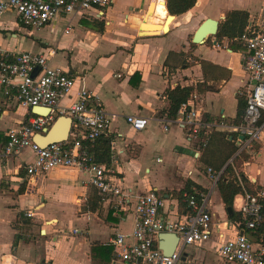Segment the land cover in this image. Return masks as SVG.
I'll return each mask as SVG.
<instances>
[{
    "label": "crops",
    "instance_id": "obj_1",
    "mask_svg": "<svg viewBox=\"0 0 264 264\" xmlns=\"http://www.w3.org/2000/svg\"><path fill=\"white\" fill-rule=\"evenodd\" d=\"M231 12L246 13L243 31L264 30V0H196L168 23L164 0H112L99 18L70 14L38 29L24 25L11 10L0 17V50L10 56L43 54L49 66L74 79L60 109L73 103L81 88L100 99L111 117L110 131L102 138L109 141V160H115L111 166L125 187L133 194L153 191L161 196L160 215L170 221L189 213L179 197H205L214 232L209 240L188 246L180 264H236L216 254L217 233L230 238L239 230L231 215L239 213L245 193L236 194L230 208L224 206L216 182L226 166L240 185L241 175L264 197V142L239 150L237 140L242 139L228 129L241 123L245 107L238 98L246 79L243 47L216 34L203 43L192 42L206 19L217 20L219 28ZM176 87L192 89L190 95L197 96L192 105L205 123L213 125L204 147L199 146L204 131L190 137L176 114L168 117L166 93ZM13 93L5 95L0 86V264H112L111 240L131 233L134 213L102 202L87 175L75 168L31 177L23 166L32 158L22 157L29 149L4 156L6 132L34 115L16 103ZM128 115L145 117L146 127L133 130L125 121ZM94 148L100 155L101 143ZM241 152L249 157L233 163ZM94 197L99 200L93 210ZM244 233L264 249L260 237Z\"/></svg>",
    "mask_w": 264,
    "mask_h": 264
},
{
    "label": "built area",
    "instance_id": "obj_2",
    "mask_svg": "<svg viewBox=\"0 0 264 264\" xmlns=\"http://www.w3.org/2000/svg\"><path fill=\"white\" fill-rule=\"evenodd\" d=\"M112 0H0V17L8 10L16 13L21 22L34 29L47 25L52 20L70 14L86 18H99ZM67 32V31H65ZM243 47L241 67L246 76L238 95L243 97L245 107L241 123L228 126L242 140H237L239 150L264 142V30L245 29L232 39ZM36 73L33 74L34 70ZM0 86L3 93L13 97L24 108L44 107L47 115H33L24 123L6 132L7 141L3 155L13 157L29 149L32 160L25 163L23 170L28 176H37L56 168H75L87 175L88 184L97 191L102 202L116 211L131 210L135 219L129 235L116 234L111 240L115 249L112 264H180L185 249L190 245L203 243L211 238L214 226L203 195H184L189 213L177 221L165 220L160 211L164 201L153 191L133 194L117 178L111 163L94 162L89 145L110 131L111 117L105 111L100 99L92 92L81 88L76 100L67 107L59 108L61 99L68 97L74 87V79L58 68L49 66L43 54L21 52L15 56L0 50ZM181 103L176 111V121L188 129L190 137H197L204 131L205 138L199 141L204 147L213 125L205 123L192 101ZM70 119L68 139L51 142L43 146L34 141L37 135L44 136L57 117ZM126 123L135 131L143 130L147 119L128 115ZM216 180V174L207 170ZM262 193L243 194L239 208L243 224L236 222L238 232L230 238L217 233L216 254L225 263L264 264V249L256 246L244 233L255 229L261 222L259 198ZM30 215V213H26ZM215 228L218 229L216 225ZM160 233L175 234L177 245L170 255L158 248ZM1 264H8L3 261Z\"/></svg>",
    "mask_w": 264,
    "mask_h": 264
},
{
    "label": "trees",
    "instance_id": "obj_3",
    "mask_svg": "<svg viewBox=\"0 0 264 264\" xmlns=\"http://www.w3.org/2000/svg\"><path fill=\"white\" fill-rule=\"evenodd\" d=\"M165 1V8L169 15L171 16H177L180 14H183L184 12L191 9L194 5L196 0H164ZM246 18L247 15L244 12H231L226 15L225 20L219 25L218 31L216 33L217 38L227 37L229 39H232L239 34L242 33L244 26L246 24ZM192 89L188 87L180 88L176 87L173 90H170L166 93L168 102H169V108H168V117L174 118L176 111L179 107V105L183 102H185L190 95ZM239 102L244 107V100L240 95H238ZM243 101V103H242ZM101 143V154L98 155L96 152V149L94 146L97 147ZM93 147L90 149L89 147V153L91 154L94 162L98 164H105L109 165V141L106 138H98L93 142ZM238 157H242L243 159H247L249 156L246 155L245 152H241L237 157L234 158L233 163H235L238 159ZM240 182L239 184L238 179L234 176V172L232 171V168L230 165L226 166L225 169L222 171L220 177L218 178L216 182V188L218 190V193L220 195V198L226 208H230L232 206V200L233 197L236 194H242V193H248L251 195H256L257 191L252 188L251 184L240 175ZM190 188H188L186 191H189ZM189 193V192H187ZM93 205L91 209L97 208V200H99L98 197H94ZM183 200L184 197H179V201ZM184 204L187 207V204L184 202ZM259 204H260V214L262 217L261 222L255 227V229L249 230L253 234H255L257 237L261 238V244L264 245V197L259 198ZM234 216V217H233ZM235 222H240V226L243 224V219L241 216V213H232L231 219Z\"/></svg>",
    "mask_w": 264,
    "mask_h": 264
},
{
    "label": "water",
    "instance_id": "obj_4",
    "mask_svg": "<svg viewBox=\"0 0 264 264\" xmlns=\"http://www.w3.org/2000/svg\"><path fill=\"white\" fill-rule=\"evenodd\" d=\"M169 17H172L169 15ZM144 27L143 25L140 28ZM139 28V29H140ZM218 21L214 19H206L195 31L192 42L203 43L208 37L214 36L217 33ZM155 30H149L146 32H154ZM37 71L34 70L33 74ZM34 115H47L49 113L48 108L44 107H33L31 109ZM70 119L68 117H58L54 123L48 129L44 136L37 135L34 137V141L39 145L43 146L51 142H60L67 138L69 131ZM242 139V137H240ZM178 242V238L175 234L171 233H160L158 235V248L163 254L170 255Z\"/></svg>",
    "mask_w": 264,
    "mask_h": 264
},
{
    "label": "rangeland",
    "instance_id": "obj_5",
    "mask_svg": "<svg viewBox=\"0 0 264 264\" xmlns=\"http://www.w3.org/2000/svg\"><path fill=\"white\" fill-rule=\"evenodd\" d=\"M22 157L26 160H31L32 158V154L28 151V150H25L23 153H22Z\"/></svg>",
    "mask_w": 264,
    "mask_h": 264
},
{
    "label": "bare ground",
    "instance_id": "obj_6",
    "mask_svg": "<svg viewBox=\"0 0 264 264\" xmlns=\"http://www.w3.org/2000/svg\"><path fill=\"white\" fill-rule=\"evenodd\" d=\"M170 18H171V17L168 18L167 23L170 21ZM143 25H144L146 28H148V27H152V25H150L149 23H146V24L144 23ZM164 29L166 30V29H167V26H164L163 30H164Z\"/></svg>",
    "mask_w": 264,
    "mask_h": 264
}]
</instances>
